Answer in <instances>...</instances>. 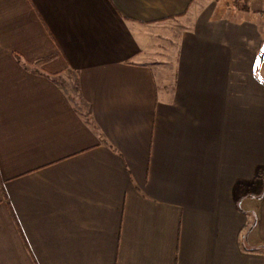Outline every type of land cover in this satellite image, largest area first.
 Instances as JSON below:
<instances>
[{"label":"crops","instance_id":"1","mask_svg":"<svg viewBox=\"0 0 264 264\" xmlns=\"http://www.w3.org/2000/svg\"><path fill=\"white\" fill-rule=\"evenodd\" d=\"M242 2L0 0V264H264Z\"/></svg>","mask_w":264,"mask_h":264},{"label":"trees","instance_id":"2","mask_svg":"<svg viewBox=\"0 0 264 264\" xmlns=\"http://www.w3.org/2000/svg\"><path fill=\"white\" fill-rule=\"evenodd\" d=\"M247 1H248V0H243L242 3H243L244 6H247V5H246V4H247ZM52 56H53V55H50V56L46 57L45 59H49V58H51Z\"/></svg>","mask_w":264,"mask_h":264}]
</instances>
